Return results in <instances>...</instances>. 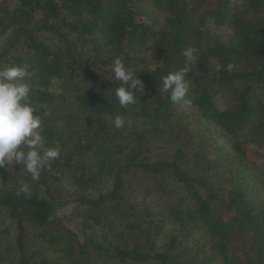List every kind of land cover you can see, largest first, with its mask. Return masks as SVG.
<instances>
[{"label":"trees","instance_id":"16d2710c","mask_svg":"<svg viewBox=\"0 0 264 264\" xmlns=\"http://www.w3.org/2000/svg\"><path fill=\"white\" fill-rule=\"evenodd\" d=\"M188 47L173 103L162 77ZM115 58L144 85L135 105L115 97ZM12 65L33 73L61 155L38 180L0 168V241L16 250L0 264H264V0H0V69ZM137 178L154 212L125 200Z\"/></svg>","mask_w":264,"mask_h":264},{"label":"clouds","instance_id":"9594fccd","mask_svg":"<svg viewBox=\"0 0 264 264\" xmlns=\"http://www.w3.org/2000/svg\"><path fill=\"white\" fill-rule=\"evenodd\" d=\"M182 55L185 66L176 71H170L162 77V90L171 91L170 99L178 103L188 93L189 81L186 79L191 64L197 57L195 49L186 48ZM233 65H227L231 71ZM115 80L120 87L115 89V97L120 107L125 108L137 103V93L144 90V85L133 71L129 70L120 58H115L112 65ZM33 73L28 66H8L0 69V168L22 165L38 180L40 171L50 166V162L61 155L60 146H46L43 136L44 127L40 115L32 104L31 96ZM135 90V91H134ZM112 122L116 128L124 126V118L117 114ZM27 186L21 181V191Z\"/></svg>","mask_w":264,"mask_h":264},{"label":"rangeland","instance_id":"374dc122","mask_svg":"<svg viewBox=\"0 0 264 264\" xmlns=\"http://www.w3.org/2000/svg\"><path fill=\"white\" fill-rule=\"evenodd\" d=\"M220 102L224 104L223 105L224 107H226V106H229L230 104H232L233 100L225 98V97H221ZM209 137L212 138L210 135H209ZM214 137H215V139L210 140L209 144H211L212 146H215V147L217 145L218 146L221 145L220 140H218L216 138V136H214ZM212 146H210V147H212ZM154 150H155V152L161 154L163 149L155 147ZM210 150L212 151V148H210ZM210 157H212V156L210 155ZM145 184L146 183L142 178H137V179L133 180V182H131V184L129 186L137 187V188L135 190H131V191L129 189H127L125 200L129 201V202H133L135 204H139V205L141 203L142 206L147 205L152 210V212H154L156 210L155 201L151 198L143 197V194H142L143 192L140 190V188H145ZM140 216H142V212H141ZM158 232L161 234L160 237H162V239L159 242L162 244L165 242V235L167 233H169V227L166 226L165 223L164 224L162 223L159 225ZM13 241H14L13 237H7L6 240L0 241L1 242L0 253H2L4 255L5 260L15 259L16 250L13 249ZM179 252H180L179 250H176V251H173L171 253L172 256L174 257V259H176V260H182L183 259L184 255L179 253ZM47 253L51 254L52 257L57 258L56 253H54V252H47Z\"/></svg>","mask_w":264,"mask_h":264}]
</instances>
